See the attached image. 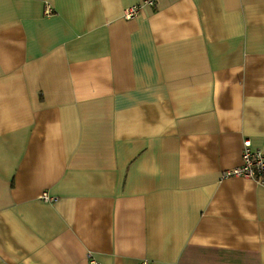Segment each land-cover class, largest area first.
<instances>
[{
  "label": "crops",
  "instance_id": "0c3cea01",
  "mask_svg": "<svg viewBox=\"0 0 264 264\" xmlns=\"http://www.w3.org/2000/svg\"><path fill=\"white\" fill-rule=\"evenodd\" d=\"M142 1L0 0V264H264V0Z\"/></svg>",
  "mask_w": 264,
  "mask_h": 264
},
{
  "label": "built area",
  "instance_id": "2783aa9c",
  "mask_svg": "<svg viewBox=\"0 0 264 264\" xmlns=\"http://www.w3.org/2000/svg\"><path fill=\"white\" fill-rule=\"evenodd\" d=\"M156 3L157 0H143L139 4L127 7L125 9L124 16L127 19H131L140 12L142 7L146 5L155 6ZM51 13L52 9L50 6H47L46 14L50 15ZM242 158L243 164L224 171V176H245L264 182V151L259 148H253L252 141L250 139H246L244 141ZM41 199L45 202H54L57 198L51 196L47 192H44L41 195ZM87 264H101V262L95 257L94 254L91 253L88 255ZM139 264H150V262L148 260H144Z\"/></svg>",
  "mask_w": 264,
  "mask_h": 264
}]
</instances>
